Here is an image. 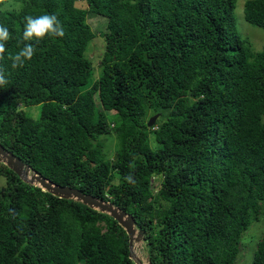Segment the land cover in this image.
Segmentation results:
<instances>
[{
    "label": "trees",
    "instance_id": "obj_1",
    "mask_svg": "<svg viewBox=\"0 0 264 264\" xmlns=\"http://www.w3.org/2000/svg\"><path fill=\"white\" fill-rule=\"evenodd\" d=\"M235 4L0 0L11 34L0 60L1 146L54 184L131 215L149 264H236L247 251L264 264V48L252 51L237 32ZM42 14L56 15L65 35L24 41L25 17ZM243 16L264 30V0H247ZM97 17L106 26L95 67ZM27 43L35 55L13 68L9 57ZM35 105L37 120L22 111ZM110 135L112 157L100 140ZM0 178V264H136L108 214L2 163ZM259 219L251 248L243 234Z\"/></svg>",
    "mask_w": 264,
    "mask_h": 264
},
{
    "label": "rangeland",
    "instance_id": "obj_2",
    "mask_svg": "<svg viewBox=\"0 0 264 264\" xmlns=\"http://www.w3.org/2000/svg\"><path fill=\"white\" fill-rule=\"evenodd\" d=\"M247 0H236L235 9L233 11L235 24H236V30L239 33V35L242 37V39L246 40L247 44H249L250 48L254 52H260L264 48V30L260 29L258 27H254L244 20L243 12H244V4ZM4 4L5 9H15L20 6L19 3H15L12 1H6ZM77 6L80 8L85 7V2L81 3V1H78ZM98 19H92L89 21L90 25L93 27V31L95 33V38L89 45V51L88 55L92 58V63L95 67L98 66L99 57L101 56L102 49H103V40L101 39L99 33L104 30V27L106 26V19L99 18ZM94 75H98V70H95ZM23 113L25 116L37 120L40 116L41 111V105H35L31 107H25L22 108ZM100 140L104 142V152L108 154L109 157H112L115 150H116V139L113 137V135L110 136H102L100 137ZM156 180H153V183H155ZM3 184V179L0 178V186ZM155 187H157V184H155ZM262 220H257L254 222L248 231H246L244 235L245 244L248 245L251 248L256 247V243L259 239L258 236L254 234L261 233V230L263 229L262 226ZM258 237V239H256ZM133 252L136 255V257L139 259V262L142 264H148L147 261V254L144 250V244L143 242H135L133 244ZM246 255L243 253V260L238 259V262L236 264H250L252 253L250 255L249 251L245 252Z\"/></svg>",
    "mask_w": 264,
    "mask_h": 264
},
{
    "label": "water",
    "instance_id": "obj_3",
    "mask_svg": "<svg viewBox=\"0 0 264 264\" xmlns=\"http://www.w3.org/2000/svg\"><path fill=\"white\" fill-rule=\"evenodd\" d=\"M159 115L152 116L147 126L152 127ZM0 163L4 164L9 170H11L17 177L24 183L38 186L43 191L50 193L55 197H59L65 200H75L90 208L98 210L101 213L108 214L113 218L126 232L129 240V257L136 264H142L133 252V244L135 242H143V232L137 230L134 224V220L131 215H128L124 211L113 206L112 203L96 199L90 195H85L79 190L60 186L53 182L43 178L34 172L29 166H26L19 158L15 157L10 152H7L0 144ZM148 261V260H147ZM149 264V263H148Z\"/></svg>",
    "mask_w": 264,
    "mask_h": 264
},
{
    "label": "clouds",
    "instance_id": "obj_4",
    "mask_svg": "<svg viewBox=\"0 0 264 264\" xmlns=\"http://www.w3.org/2000/svg\"><path fill=\"white\" fill-rule=\"evenodd\" d=\"M65 35L63 25L54 14H42L37 16H26L23 27V40L37 42L45 37H63ZM9 29L0 25V60L4 59L6 43L10 40ZM36 53V48L31 43H27L14 56H10L12 67H22L25 61H31ZM5 73L0 69V87L7 85ZM131 182V177L127 178Z\"/></svg>",
    "mask_w": 264,
    "mask_h": 264
}]
</instances>
